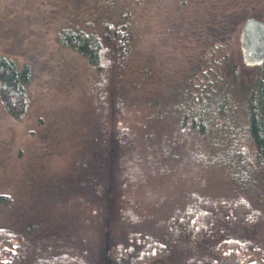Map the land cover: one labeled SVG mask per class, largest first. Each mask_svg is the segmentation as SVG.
Here are the masks:
<instances>
[{"label": "trees", "instance_id": "16d2710c", "mask_svg": "<svg viewBox=\"0 0 264 264\" xmlns=\"http://www.w3.org/2000/svg\"><path fill=\"white\" fill-rule=\"evenodd\" d=\"M46 1L49 15L59 16L55 42L86 60L98 76V94L106 104L98 109L99 122L93 125L87 161L78 178L38 189L37 218L23 232L0 228V264H264L258 234L263 214L243 199L212 200L188 193L176 209L158 204L155 211L139 214L118 184L133 144L127 119L134 114L138 121L149 114L163 118L168 109L181 116L175 130L177 148L189 137L188 127L201 137L210 128L219 136L237 132L236 110L241 111L247 119L253 170L264 182V62L258 67L246 66L240 57L233 62L231 74L255 72L248 86L219 83V69L214 72L211 67L204 73L207 85L189 100L187 95L170 93L140 97L130 82V63L147 30L145 6L159 10L164 0ZM175 2L193 9L198 38L206 31L212 33V42L225 37V32L220 35L223 27L217 28L220 24L243 19L242 30L246 16L262 20L258 16L263 15L264 4V0H168ZM33 79L30 64L0 54V103L10 118L22 120L27 115ZM234 99L240 109L234 107ZM219 142L216 137L207 142L210 151ZM238 150L229 153L233 168L248 162ZM129 173L134 175V167ZM69 199L75 207L65 205ZM0 203L8 206L12 197L0 194Z\"/></svg>", "mask_w": 264, "mask_h": 264}, {"label": "rangeland", "instance_id": "374dc122", "mask_svg": "<svg viewBox=\"0 0 264 264\" xmlns=\"http://www.w3.org/2000/svg\"><path fill=\"white\" fill-rule=\"evenodd\" d=\"M44 1L0 0V54L34 69L25 118H10L0 103V194L12 197L8 206L0 203V228L15 233L35 222L38 189L50 183L67 185L78 178L79 168L87 161L93 125L99 122L98 109L106 104L98 94V76L86 60L55 42L59 16L49 15L51 6ZM154 4L157 2L150 3ZM158 7L145 6L147 30L130 63L131 85L139 86L134 87V93L137 90L145 98L187 95L189 100L205 88L208 79L204 73L211 67L214 72L219 69V83L235 81L248 86L253 82V71L239 76L230 73L233 62L238 57L243 60V19L217 26L223 27L220 35L225 32V37L212 42V33L206 31L198 38L193 9L180 8L176 2L168 4V0ZM260 9L263 15L258 18L264 20V4ZM235 75L237 78H232ZM233 105L241 108L235 99ZM165 114L163 118L143 115L141 121L136 114L127 117L133 144L119 174L124 197L133 201L139 214L155 211L158 204L176 209L185 203L188 193L212 200L241 198L263 214L258 234L264 246V182L253 170L245 116L236 110L240 130L228 136L214 134L210 128L201 137L188 127L189 137L177 148L175 130L181 126V116L170 109ZM191 123L189 119L188 125ZM215 137L220 142L210 151L207 142ZM237 149L248 162L233 168L229 153ZM132 167L135 173L130 176ZM67 204L76 206L70 199Z\"/></svg>", "mask_w": 264, "mask_h": 264}, {"label": "water", "instance_id": "95a60500", "mask_svg": "<svg viewBox=\"0 0 264 264\" xmlns=\"http://www.w3.org/2000/svg\"><path fill=\"white\" fill-rule=\"evenodd\" d=\"M240 47L243 61L248 67H258L264 62V21L249 17L241 30Z\"/></svg>", "mask_w": 264, "mask_h": 264}]
</instances>
